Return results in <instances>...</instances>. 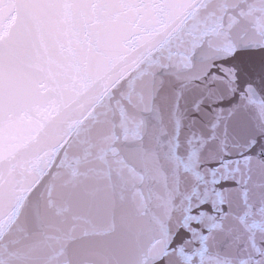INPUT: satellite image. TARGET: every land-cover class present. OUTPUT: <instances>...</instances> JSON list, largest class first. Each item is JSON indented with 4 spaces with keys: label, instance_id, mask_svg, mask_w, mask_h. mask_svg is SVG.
<instances>
[{
    "label": "snow or ice",
    "instance_id": "snow-or-ice-1",
    "mask_svg": "<svg viewBox=\"0 0 264 264\" xmlns=\"http://www.w3.org/2000/svg\"><path fill=\"white\" fill-rule=\"evenodd\" d=\"M0 264H264V0H0Z\"/></svg>",
    "mask_w": 264,
    "mask_h": 264
}]
</instances>
